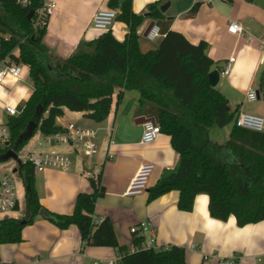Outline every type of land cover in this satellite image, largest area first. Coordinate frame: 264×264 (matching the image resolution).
Returning a JSON list of instances; mask_svg holds the SVG:
<instances>
[{
  "label": "trees",
  "instance_id": "16d2710c",
  "mask_svg": "<svg viewBox=\"0 0 264 264\" xmlns=\"http://www.w3.org/2000/svg\"><path fill=\"white\" fill-rule=\"evenodd\" d=\"M44 2L30 0L24 6L22 0H0V63L9 60L29 67L34 87L19 115L8 120L10 149L21 151L39 133L62 132L58 119L65 109L102 123L111 115L116 91L117 103L126 92L138 91L141 105L148 102L157 109L162 133L171 137L180 159L175 172L149 189V201L178 191L179 210L191 212L198 195L204 194L209 196L213 219L225 222L233 215L239 227L264 221V131L237 127L238 111L231 109L229 100L208 78L215 61L206 53L207 45H192L181 33L170 31L157 49L141 50L138 29L147 16L163 17L162 0L151 4L146 15L133 11V0H109L108 9L118 10L117 20L128 27L125 40H117L112 31L103 32L94 41L80 42L66 59L45 45L47 24L35 25ZM260 77L262 91L264 74ZM229 125L232 131L226 145L212 144L210 129ZM19 174L25 186V212L21 218L0 220V245L21 242L22 230L41 216L62 230L75 225L83 248H118L116 264H187L184 247L171 245L131 254L119 244L110 219L95 223L97 202L105 194L101 175L91 178L92 194L77 196L71 215H59L41 205L34 166L21 164ZM0 264L15 263L0 260Z\"/></svg>",
  "mask_w": 264,
  "mask_h": 264
},
{
  "label": "crops",
  "instance_id": "0c3cea01",
  "mask_svg": "<svg viewBox=\"0 0 264 264\" xmlns=\"http://www.w3.org/2000/svg\"><path fill=\"white\" fill-rule=\"evenodd\" d=\"M53 1L56 7L50 15L44 43L60 59L70 57L80 42L94 41L103 34L92 27V22L97 11L109 10V0ZM156 2L160 0H133L132 8L136 14L146 15L149 6ZM167 3L169 7L165 12L161 11L162 18L155 20L147 16L138 29L142 52L157 49L166 34L174 31L181 33L192 45H207L206 53L215 61L213 70L223 71L229 64V58L234 57L236 62L230 74L221 78L216 87L229 100L232 110L264 114V86L262 91L259 87L260 76L264 74V48L261 44L264 37V0H162L160 5ZM195 6L196 10L193 9ZM231 22L245 27L244 36L229 32ZM151 23L161 32L156 44L147 37ZM111 31L120 42L129 32L128 27L118 20ZM0 64L11 63L6 60ZM243 84L248 87L242 90L240 86ZM251 89L258 94L256 102L248 99ZM33 90L29 67L24 66L20 79H6L5 84L0 86V120L8 123L10 118L4 110L6 103H13L21 109L29 101ZM117 94L118 91L113 95L111 115L102 123H95L82 112L67 109L58 119L60 125L73 122L78 126L96 127L100 124L110 129L111 132L101 134V149L97 155L89 158L81 150L74 151L67 145L45 144V136L41 133L31 141L32 144L41 142V149L46 152L61 153L54 148L65 146L63 152L69 154L72 160L70 170L47 168L36 172L35 182L43 208L55 214L71 215L77 196L92 194L91 178L101 175L105 194L97 202L96 219H110L121 246L130 248L135 239L130 230L133 226L151 221L156 230L158 248L171 245L184 247L187 264H221L222 260L234 262L235 257L239 258V264H264V239L258 236L264 233V221L239 227L233 215L225 222L213 219L209 211V196L204 194L198 195L191 212L179 210L178 191L149 201V189L179 168V155L166 133L154 142L142 143L146 120L159 122V113L151 103L141 105L140 94L134 90L126 92L123 100L117 103ZM216 128L210 129L209 140L212 144L225 146L232 125L224 129ZM110 137L113 144L109 142ZM147 163L155 165L147 192L127 196L126 191L133 177ZM246 227H249L248 231H238ZM21 233V242L0 245L1 262L99 264L120 259L118 248H83L81 233L75 225L62 230L41 216ZM253 240L256 241L255 246L251 243ZM245 244L248 246L243 247Z\"/></svg>",
  "mask_w": 264,
  "mask_h": 264
},
{
  "label": "built area",
  "instance_id": "2783aa9c",
  "mask_svg": "<svg viewBox=\"0 0 264 264\" xmlns=\"http://www.w3.org/2000/svg\"><path fill=\"white\" fill-rule=\"evenodd\" d=\"M30 0H22V4L26 6ZM56 4L53 0H45L43 8L38 11V19L36 20V27L43 28L47 23V19H50L51 13L54 11ZM118 10H99L95 13L92 27L98 31L110 32L115 21L118 19ZM229 32L236 36H244L246 29L237 22H231L228 26ZM150 41H155L161 37V32L157 26H153L148 35ZM264 48V37L261 41ZM264 62V56L262 58ZM235 58H229V64L226 69L220 72V78H226L230 74L231 67L235 63ZM24 66L12 64H0V86L5 84L6 79L18 80L23 74ZM248 99L252 102L258 100V94L255 89H251L248 93ZM4 110L9 117L19 115L21 109L13 103H6ZM236 125L242 129L263 133L264 131V116H258L248 112H240L236 118ZM62 132L45 136L44 143L57 145H67L73 148L74 151L84 152V154L91 158L100 151V137L104 132H111L110 129H106L103 125H96V127L78 126L73 122L61 125ZM142 143L147 144L156 141L162 134V129L159 123L153 119H147L143 125ZM12 135L7 122L0 120V154L5 156L10 149ZM32 140V139H31ZM30 142L25 146L28 151L23 161V156L16 151L17 158L12 159V165L30 163L34 166L36 172H43L47 168H56L61 170H70L72 160L69 154L58 153L53 151H43L41 149L42 143L36 142L34 144ZM110 144H113L110 137ZM24 147V148H25ZM23 148V149H24ZM6 161L0 162V214L6 217L10 212L16 213L19 217L22 216V203L19 200V184L24 189L25 186L22 178L19 174V167L17 171L15 169L6 168ZM155 168L154 164L147 163L140 168L137 174L133 177L129 188L126 191L127 196H138L147 192L149 188V177ZM20 181V182H19ZM18 218V217H17ZM103 219H95V223L99 225ZM131 232L135 235V239L130 245L129 252L131 254L141 251L149 250L152 248H158L157 246V234L151 221L142 222L137 226H133ZM139 238V242L136 239ZM117 262V261H116ZM116 262L99 263V264H116ZM238 257L234 258V262L229 260H222L221 264H239Z\"/></svg>",
  "mask_w": 264,
  "mask_h": 264
},
{
  "label": "rangeland",
  "instance_id": "374dc122",
  "mask_svg": "<svg viewBox=\"0 0 264 264\" xmlns=\"http://www.w3.org/2000/svg\"><path fill=\"white\" fill-rule=\"evenodd\" d=\"M158 40L159 39L153 41V44H156L158 42ZM258 116H261L262 117V116H264V114H262V115L259 114ZM216 129H220V128H216ZM33 140H34V138L31 141H33ZM64 147L65 146H63V147H56L54 149H56L57 151H59L61 153H64L63 152V150L65 149ZM27 151H28V149L26 147L24 149H22L21 151H19V154H21L23 156V158H22L23 161L25 160V156L27 154ZM6 163H7V165H5L6 168H11V169L13 168V169H15L17 171V169H18L19 166L18 165H16V166L12 165V160L6 161ZM19 200H21V203H22V213L24 214V212H25L26 199H24V189L21 186V183L19 184ZM16 215H17L16 213L14 214L12 212H10L8 214V216H10L11 218H15ZM3 218H5V215H1L0 214V219H3Z\"/></svg>",
  "mask_w": 264,
  "mask_h": 264
},
{
  "label": "water",
  "instance_id": "95a60500",
  "mask_svg": "<svg viewBox=\"0 0 264 264\" xmlns=\"http://www.w3.org/2000/svg\"><path fill=\"white\" fill-rule=\"evenodd\" d=\"M169 7V3L167 4H162L160 5L159 9L162 11V12H165L167 10V8ZM33 15V12H30L29 13V19H32V16ZM154 26V23H151L148 27L147 30H150L152 27ZM208 78L210 79V83L212 86L216 87L219 82H220V72L218 69H215L213 71H211V73L209 74ZM155 120V119H153ZM16 159L17 158V153L16 151H9L5 156L2 157V161H9V160H12V159ZM42 214H44V211L41 212ZM8 218V217H6Z\"/></svg>",
  "mask_w": 264,
  "mask_h": 264
},
{
  "label": "clouds",
  "instance_id": "9594fccd",
  "mask_svg": "<svg viewBox=\"0 0 264 264\" xmlns=\"http://www.w3.org/2000/svg\"><path fill=\"white\" fill-rule=\"evenodd\" d=\"M240 87H241V89L243 90V89L247 88L248 85H247V84H243V85H241ZM25 98H26V97H25ZM207 199H208V198L206 197V200H207ZM248 230H249V227H246L245 229H243V230H238V231H248ZM258 236H259L260 239H264V233H260V234H258ZM251 243L253 244V246L256 245V241H255V240L251 241ZM247 246H248L247 244L243 245V247H247ZM234 250H236V249H234ZM241 250H242V249H241Z\"/></svg>",
  "mask_w": 264,
  "mask_h": 264
},
{
  "label": "snow or ice",
  "instance_id": "6c2138e0",
  "mask_svg": "<svg viewBox=\"0 0 264 264\" xmlns=\"http://www.w3.org/2000/svg\"><path fill=\"white\" fill-rule=\"evenodd\" d=\"M205 201H206V198H205Z\"/></svg>",
  "mask_w": 264,
  "mask_h": 264
}]
</instances>
